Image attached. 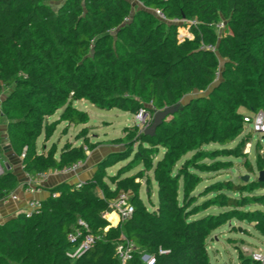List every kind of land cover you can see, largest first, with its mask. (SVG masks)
Wrapping results in <instances>:
<instances>
[{
	"label": "trees",
	"instance_id": "trees-1",
	"mask_svg": "<svg viewBox=\"0 0 264 264\" xmlns=\"http://www.w3.org/2000/svg\"><path fill=\"white\" fill-rule=\"evenodd\" d=\"M140 1L169 20H189L193 38L181 42L176 23L155 13L141 11L132 17L129 0H67L57 12L42 0H0V105L4 88L15 86L2 115L10 119L12 149L23 157L29 175L62 172L86 161L84 147L67 145L59 156L36 152L46 119L71 95L101 110L137 115L144 108L141 99L174 105L187 92L219 82L211 98L192 103L170 124L177 128L189 118L194 125L180 132L196 130L200 137L214 124L212 98L223 102L221 116L234 125L244 118L239 109L250 114L264 110V0ZM127 20L130 24L122 26ZM220 24L224 29L219 35ZM120 37L126 41L120 42ZM209 46L216 51L202 48ZM217 54L225 64L222 81ZM61 119L80 126L85 114L69 108ZM163 165L166 177L159 180L157 214L149 216L132 199L133 219L110 228L107 237L116 231V237L127 235L137 245L130 264H144V253L154 256L156 264H210L205 231L184 218L178 202L177 183L169 174L174 164ZM18 184L11 172L2 175L0 201ZM50 193L40 213L0 226V264H110L105 240L78 260L68 257L74 247L69 236L80 228V219L95 236L105 237L103 230L111 226L104 218L110 203L69 184ZM231 205L237 206L236 200ZM95 249L104 253L102 260L92 257ZM161 249L167 254H160ZM112 259L111 264H120L116 254Z\"/></svg>",
	"mask_w": 264,
	"mask_h": 264
},
{
	"label": "rangeland",
	"instance_id": "rangeland-1",
	"mask_svg": "<svg viewBox=\"0 0 264 264\" xmlns=\"http://www.w3.org/2000/svg\"><path fill=\"white\" fill-rule=\"evenodd\" d=\"M42 2L57 12L67 0ZM129 3L132 6V17L141 11L155 13L140 0ZM175 23L179 39L185 35L192 36L189 20L179 19ZM129 24L130 20H127L122 26ZM221 33L218 31L219 35ZM117 37L115 33V39ZM118 39L122 43L126 41L124 37ZM219 60V80L222 81L225 64L220 56ZM218 84L216 82L215 86L204 91H189L174 105H158L141 99L144 103L142 118L120 110H101L71 95L53 117L46 119L43 135L36 144V152H56L59 156L67 145L84 147L87 155L81 166L84 173L73 185L86 188L96 197L110 203L109 211L104 214L107 221L113 215L112 205L122 193L133 199L149 216H155L160 209L159 180L166 177V173L162 172L163 164L172 162L174 165L169 174L177 183L178 202L185 211L184 218L188 222H198L205 231L210 264H260L254 260V256L264 254V182L261 181V173L264 172V133L256 131L245 119L247 116L264 113V110L250 114L241 108L238 112L244 118L234 125L221 116L224 113L223 102L212 98L215 113L209 134L200 137V131L185 132L194 125L189 118H185V125L179 122L177 128L170 126L189 105L203 98H211ZM15 89V86L4 88L1 96L0 161L2 175L11 172L22 184L34 176L25 171L23 157L13 151L10 119L2 115L5 112L4 101ZM69 108L84 113L85 123L75 126L62 120L63 113ZM171 108L175 109L174 112L172 110L167 113ZM160 113L165 114V117H161L162 124L153 129ZM182 129L185 131L180 132ZM233 200H236L237 206L231 205ZM25 213L19 211L6 216L1 228ZM83 222L86 223L80 219L79 226ZM123 223L126 225V222ZM69 224L74 225L73 222ZM110 225L116 230L121 224L117 227L112 223ZM109 231L110 228L103 230V238L95 236L94 231L91 235L96 240L93 245L99 240H105L102 245H107L106 248L114 258L124 238L116 237V231L107 237ZM86 254L77 255L73 247L68 257L75 261ZM92 255L99 261L104 258V253L97 254L96 249ZM111 257L107 259L110 264L114 263Z\"/></svg>",
	"mask_w": 264,
	"mask_h": 264
},
{
	"label": "built area",
	"instance_id": "built-area-1",
	"mask_svg": "<svg viewBox=\"0 0 264 264\" xmlns=\"http://www.w3.org/2000/svg\"><path fill=\"white\" fill-rule=\"evenodd\" d=\"M132 1V0H131ZM138 1L139 0H135ZM155 15L163 20V21H171L173 23H175L177 20L179 19H175V20H169L166 15L161 11V10H155ZM192 23L190 22L189 25H191ZM224 29V24H220L218 26V30L219 31H223ZM190 38L189 36L185 35L184 37H181V39H188ZM181 39H179L180 41H182ZM191 39V38H190ZM202 48H207L208 50L211 51H216V47L213 46H209V47H202ZM142 112L143 110H141L137 115L139 118H142ZM246 122L250 123L251 125H253L254 129L258 132H263L264 133V113H258L256 114L254 117L251 116H247L246 117ZM82 163H78L75 164L65 170H63L61 173L63 174H77L79 172V170L81 169ZM2 164L0 161V177L2 176ZM59 173V172H58ZM47 174L48 173H42L38 176V178L40 180H44L47 178ZM29 187L28 189H26V191L30 192L33 187H32V183L28 184ZM59 195L55 194L53 197L57 198ZM8 200H12V201H19L20 198L16 193H12L9 198L5 201ZM3 200V202H5ZM30 210L27 211L25 213V215L30 218L35 214L40 213V210L42 208V203L40 201H32L30 202ZM112 210L113 213L117 214L118 217L120 218L121 222H127L130 221L131 219H133L134 214H135V207L131 202V199L128 195H126L125 193H122L117 200L115 201V203L112 205ZM5 222V217L0 213V226L3 225V223ZM90 228L88 226L87 223H81L80 228H78L76 230V232L70 234L69 236V242L71 244H73L74 248L76 249V253L77 255H82L85 252H88L91 250V248L95 245V238L92 237L91 234H87L85 235L84 231L89 232ZM124 238V242L122 245H118L117 247V259L119 261L120 264H130L135 260V257L138 253V247L137 245L130 240L129 238L122 236ZM160 254H167L166 251H164L163 249L160 250ZM141 260L144 264H156V258L152 255L146 254L144 253L141 257ZM254 260L257 263L260 264H264V254L263 253H258L254 256Z\"/></svg>",
	"mask_w": 264,
	"mask_h": 264
},
{
	"label": "crops",
	"instance_id": "crops-1",
	"mask_svg": "<svg viewBox=\"0 0 264 264\" xmlns=\"http://www.w3.org/2000/svg\"><path fill=\"white\" fill-rule=\"evenodd\" d=\"M129 1L132 2L131 0ZM190 38H193V35ZM83 173L84 171H82V168H81L77 174H63L61 172L59 173L58 172H48L47 178L44 180H40L38 178L39 175L34 176V178L31 179L30 181H27V183L24 182L21 184V180H19L20 184H18V188L14 191V193H16L19 196L20 200L16 202L12 200H8L5 202L0 201V213L4 217L10 216L11 214L17 213L19 211H21L22 213H25L30 210V206H29L30 202L32 201L43 202V201L48 200L51 197L50 192L52 189L62 184H69V185L76 184L78 180L83 176ZM23 180L25 179L23 178ZM29 183H32V187H33V189L30 192L26 191V189H28L29 187L28 185ZM108 221L112 223V225L115 227L121 224V220L119 217L116 220V223L111 221L110 219ZM109 228H112V227L110 226Z\"/></svg>",
	"mask_w": 264,
	"mask_h": 264
},
{
	"label": "water",
	"instance_id": "water-1",
	"mask_svg": "<svg viewBox=\"0 0 264 264\" xmlns=\"http://www.w3.org/2000/svg\"><path fill=\"white\" fill-rule=\"evenodd\" d=\"M173 110V111H172ZM174 110L175 109H169L168 111H167V113H169V112H174ZM176 112V111H175ZM158 115H160V117H159V119H158V121H157V123L154 125V127H153V129H156V128H158L161 124H162V121H161V117H165V114H158ZM261 181H263L264 182V172H262L261 173Z\"/></svg>",
	"mask_w": 264,
	"mask_h": 264
},
{
	"label": "bare ground",
	"instance_id": "bare-ground-1",
	"mask_svg": "<svg viewBox=\"0 0 264 264\" xmlns=\"http://www.w3.org/2000/svg\"><path fill=\"white\" fill-rule=\"evenodd\" d=\"M116 214L113 213V215L110 216V220L113 221V222H116L114 219H116Z\"/></svg>",
	"mask_w": 264,
	"mask_h": 264
}]
</instances>
